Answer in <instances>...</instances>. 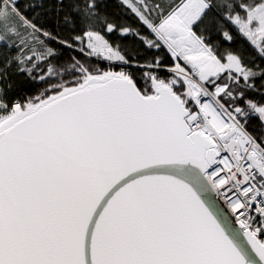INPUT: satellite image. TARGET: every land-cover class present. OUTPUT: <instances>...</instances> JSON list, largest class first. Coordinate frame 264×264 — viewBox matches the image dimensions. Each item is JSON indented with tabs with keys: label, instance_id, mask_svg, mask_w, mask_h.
I'll return each mask as SVG.
<instances>
[{
	"label": "snow or ice",
	"instance_id": "snow-or-ice-1",
	"mask_svg": "<svg viewBox=\"0 0 264 264\" xmlns=\"http://www.w3.org/2000/svg\"><path fill=\"white\" fill-rule=\"evenodd\" d=\"M0 264H264V0H0Z\"/></svg>",
	"mask_w": 264,
	"mask_h": 264
},
{
	"label": "water",
	"instance_id": "water-1",
	"mask_svg": "<svg viewBox=\"0 0 264 264\" xmlns=\"http://www.w3.org/2000/svg\"><path fill=\"white\" fill-rule=\"evenodd\" d=\"M213 199L216 200V197L214 194H213ZM220 205H223V204L221 203V201H218V206H220ZM220 211L222 214L229 217V223L232 224V227L238 229L239 226L237 224L233 223V219L231 218V216L229 215V213L227 212V210L225 209L224 206L220 207Z\"/></svg>",
	"mask_w": 264,
	"mask_h": 264
},
{
	"label": "trees",
	"instance_id": "trees-1",
	"mask_svg": "<svg viewBox=\"0 0 264 264\" xmlns=\"http://www.w3.org/2000/svg\"><path fill=\"white\" fill-rule=\"evenodd\" d=\"M123 19L127 20L129 23L133 24V26H135V21L133 20V18L128 17V16H124L122 17ZM111 39L115 40L116 37H111ZM65 55H67V53H65ZM256 121L253 120L252 123L254 124Z\"/></svg>",
	"mask_w": 264,
	"mask_h": 264
},
{
	"label": "built area",
	"instance_id": "built-area-1",
	"mask_svg": "<svg viewBox=\"0 0 264 264\" xmlns=\"http://www.w3.org/2000/svg\"><path fill=\"white\" fill-rule=\"evenodd\" d=\"M221 203L223 204V202L221 201ZM225 207V209L227 210V212H228V209H227V207L226 206H224ZM229 213V212H228ZM230 215V214H229ZM232 218V217H231ZM233 219V218H232Z\"/></svg>",
	"mask_w": 264,
	"mask_h": 264
},
{
	"label": "bare ground",
	"instance_id": "bare-ground-1",
	"mask_svg": "<svg viewBox=\"0 0 264 264\" xmlns=\"http://www.w3.org/2000/svg\"><path fill=\"white\" fill-rule=\"evenodd\" d=\"M222 201V200H221ZM223 202V201H222Z\"/></svg>",
	"mask_w": 264,
	"mask_h": 264
}]
</instances>
